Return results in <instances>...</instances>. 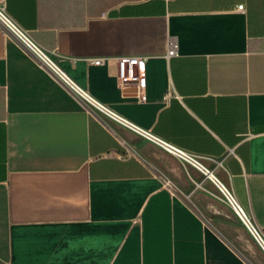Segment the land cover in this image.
I'll use <instances>...</instances> for the list:
<instances>
[{
  "label": "crops",
  "instance_id": "crops-1",
  "mask_svg": "<svg viewBox=\"0 0 264 264\" xmlns=\"http://www.w3.org/2000/svg\"><path fill=\"white\" fill-rule=\"evenodd\" d=\"M5 7L93 98L198 157L264 234V0ZM123 55L145 59L143 78H119ZM189 168L0 23V264H251Z\"/></svg>",
  "mask_w": 264,
  "mask_h": 264
},
{
  "label": "built area",
  "instance_id": "built-area-1",
  "mask_svg": "<svg viewBox=\"0 0 264 264\" xmlns=\"http://www.w3.org/2000/svg\"><path fill=\"white\" fill-rule=\"evenodd\" d=\"M241 9L244 8L243 5L239 6ZM0 23L2 26H4L6 29L14 33L26 46L27 48L42 62L44 66H46L48 69H50L57 78H59L75 95L83 99L85 102L89 103L93 107H95L105 118L118 122L121 125L129 128L130 130L134 131L138 135H140L143 138H146L147 140L151 141L152 143L158 145L166 152L179 157L185 162H188L192 165H194L196 168H198L200 171H202L204 174H206L209 177H212L209 175L210 170L200 161L198 157L190 153L189 151L157 136L153 132L144 129L140 127L139 125L135 124L134 122L130 121L129 119L125 118L124 116L118 114L114 110H112L110 107L106 106L105 104L97 101L95 98H93L89 93H87L85 90H83L79 85H77L73 79L63 70L61 69L56 62H53V66L50 65L44 58V55L37 51L35 48L38 46L41 49H43L38 43H36L30 35L23 30L7 13L6 7H5V0H0ZM43 51H45L43 49ZM46 52V51H45ZM47 53V52H46ZM178 53V44L176 41L171 40L170 42V48H169V55H175ZM118 65H119V78L121 80L133 77V71L134 68H138V75L134 76L135 78H143V73L145 70V59L143 57L137 56V55H123L117 58ZM90 62L93 64H103L106 62L105 57H99V58H93L90 59ZM141 87L144 88V83L142 82ZM144 92L142 91V95ZM233 193V192H232ZM232 199L228 201L233 206L237 208H234L237 212V214L240 216L242 221L245 223L249 231L257 238L259 241L264 243V234L261 229H259L255 223L250 219L248 216L246 210L243 206L239 203L237 197L232 194ZM230 204V205H231Z\"/></svg>",
  "mask_w": 264,
  "mask_h": 264
},
{
  "label": "rangeland",
  "instance_id": "rangeland-1",
  "mask_svg": "<svg viewBox=\"0 0 264 264\" xmlns=\"http://www.w3.org/2000/svg\"><path fill=\"white\" fill-rule=\"evenodd\" d=\"M177 159L191 167L189 171H185L186 176L193 178L202 191L211 197L212 213L218 214L227 223V233L234 239L240 252L246 255L251 264H264L263 247L259 240L249 231L234 206L228 202L230 198L221 190L212 177L207 176L194 165L183 161L179 157Z\"/></svg>",
  "mask_w": 264,
  "mask_h": 264
},
{
  "label": "bare ground",
  "instance_id": "bare-ground-1",
  "mask_svg": "<svg viewBox=\"0 0 264 264\" xmlns=\"http://www.w3.org/2000/svg\"><path fill=\"white\" fill-rule=\"evenodd\" d=\"M37 51H39V52H41L43 55H44V58H45V60L50 64V65H54L53 64V61H52V59L47 55V53L45 52V51H43V49H41L40 47H36L35 48ZM209 175H211L212 176V178H213V180L217 183V185L218 186H220V188H221V190L222 191H224L225 192V194L230 198V200H233L232 199V191H230L229 189H228V187H227V185L225 184V182L220 178V177H218L217 175H215L211 170H210V172H209ZM228 198V199H229ZM229 200V201H230ZM233 206V205H232ZM234 208H236L235 206H234ZM236 210H237V208H236ZM259 240V239H258ZM260 242V244H261V246L263 247V249H264V243H262L261 241H259Z\"/></svg>",
  "mask_w": 264,
  "mask_h": 264
}]
</instances>
